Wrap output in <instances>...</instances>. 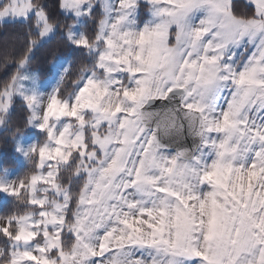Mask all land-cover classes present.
<instances>
[{
    "label": "snow or ice",
    "instance_id": "snow-or-ice-1",
    "mask_svg": "<svg viewBox=\"0 0 264 264\" xmlns=\"http://www.w3.org/2000/svg\"><path fill=\"white\" fill-rule=\"evenodd\" d=\"M244 6L0 0L25 28L0 127L32 165L0 164V264H264V0Z\"/></svg>",
    "mask_w": 264,
    "mask_h": 264
},
{
    "label": "trees",
    "instance_id": "trees-1",
    "mask_svg": "<svg viewBox=\"0 0 264 264\" xmlns=\"http://www.w3.org/2000/svg\"><path fill=\"white\" fill-rule=\"evenodd\" d=\"M49 5L55 3V0H48ZM238 3V12H250V8H246L248 2L245 0H237ZM24 31L25 28L20 25H15L12 23H0V88H3L5 82H7L10 77L16 72L14 66L16 60H18L20 52L24 44ZM58 39L53 41L52 44L47 45L45 48L41 49L36 53L35 59L32 61V68L39 70L41 72V79L45 77H50L48 75V69L51 67L52 57L48 55L50 48L57 46ZM63 51V49H60ZM70 59H74L70 57ZM79 67V64H76V68ZM75 73V69H71ZM75 74L71 76H65L64 82L61 83L60 88L64 95H67L72 91V81L75 79ZM17 111L13 116V122L18 121L22 116H25L21 110V104L18 102ZM41 140V137H40ZM7 141V142H6ZM0 158L3 160V165L5 167L16 168L19 166V161L17 156L13 153V144H12V134L6 130L0 132ZM32 165L29 163L20 170V178H23L25 175L30 174ZM3 198L0 197V215H3L9 208L12 207V203L4 202Z\"/></svg>",
    "mask_w": 264,
    "mask_h": 264
},
{
    "label": "rangeland",
    "instance_id": "rangeland-1",
    "mask_svg": "<svg viewBox=\"0 0 264 264\" xmlns=\"http://www.w3.org/2000/svg\"><path fill=\"white\" fill-rule=\"evenodd\" d=\"M247 1H249V0H247ZM69 60H71L70 58H69ZM67 66V65H66ZM56 79H59V77H57ZM42 81H44V84H45V91H47V92H50L51 91V89H52V87H54L55 86V84H56V80L55 79H52L51 77H49V78H47V79H42ZM3 130V128L2 127H0V132ZM34 139H39L40 140V137H33ZM41 140H43V137H41ZM18 158V161H19V166L18 167H16V168H13V167H7V168H9L11 171H13L15 174L14 175H12L10 178L12 179V180H16V179H18V178H20V176H19V174H20V170H21V168H23L24 166H26V165H28L29 164V162H27V161H25L24 159H23V157H17ZM0 164H2V166H4L3 165V160L0 158ZM5 167V166H4ZM4 203V202H3Z\"/></svg>",
    "mask_w": 264,
    "mask_h": 264
},
{
    "label": "crops",
    "instance_id": "crops-1",
    "mask_svg": "<svg viewBox=\"0 0 264 264\" xmlns=\"http://www.w3.org/2000/svg\"><path fill=\"white\" fill-rule=\"evenodd\" d=\"M246 2H249V1H247V0H245Z\"/></svg>",
    "mask_w": 264,
    "mask_h": 264
}]
</instances>
